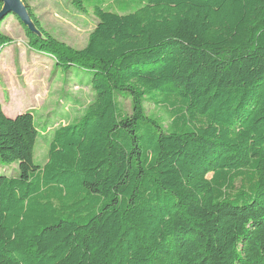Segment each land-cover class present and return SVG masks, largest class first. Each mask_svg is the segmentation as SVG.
I'll return each instance as SVG.
<instances>
[{
	"label": "trees",
	"instance_id": "16d2710c",
	"mask_svg": "<svg viewBox=\"0 0 264 264\" xmlns=\"http://www.w3.org/2000/svg\"><path fill=\"white\" fill-rule=\"evenodd\" d=\"M21 1L29 46L94 95L42 166L34 115L0 104V163L18 167L0 175V264H264V0H70L97 20L81 50Z\"/></svg>",
	"mask_w": 264,
	"mask_h": 264
},
{
	"label": "rangeland",
	"instance_id": "374dc122",
	"mask_svg": "<svg viewBox=\"0 0 264 264\" xmlns=\"http://www.w3.org/2000/svg\"><path fill=\"white\" fill-rule=\"evenodd\" d=\"M25 2L44 32L75 50L86 46L88 36L97 24L91 12L78 11L70 0ZM106 8L114 10L110 3ZM24 21L27 23H23L16 15H10L0 25L1 35L8 40L0 49V104L9 117L25 112L34 115L39 130L34 163L42 166L47 159L50 134L61 126L77 123L83 117L94 93L87 86V77L82 71L74 69L64 72L56 67L53 57L36 52L29 46L26 28L40 34L27 12ZM156 67L145 65L143 70ZM120 105L124 113L131 114L129 101L121 102ZM143 106L148 116L159 117L164 124H168L162 108H155L150 103H144ZM0 175L17 177V164L0 163Z\"/></svg>",
	"mask_w": 264,
	"mask_h": 264
},
{
	"label": "water",
	"instance_id": "95a60500",
	"mask_svg": "<svg viewBox=\"0 0 264 264\" xmlns=\"http://www.w3.org/2000/svg\"><path fill=\"white\" fill-rule=\"evenodd\" d=\"M0 2L3 4V9L0 13V21L8 14H12L16 15L23 23H27V21H24L27 11L22 3H20V0H0Z\"/></svg>",
	"mask_w": 264,
	"mask_h": 264
}]
</instances>
